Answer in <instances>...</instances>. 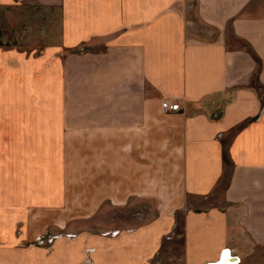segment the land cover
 Returning <instances> with one entry per match:
<instances>
[{"label": "crops", "instance_id": "obj_1", "mask_svg": "<svg viewBox=\"0 0 264 264\" xmlns=\"http://www.w3.org/2000/svg\"><path fill=\"white\" fill-rule=\"evenodd\" d=\"M0 17V264H78L86 244L95 264H168L176 229L179 264H264V0H0ZM155 176L175 177L157 216L106 219L155 207ZM61 229L78 241L33 243Z\"/></svg>", "mask_w": 264, "mask_h": 264}, {"label": "rangeland", "instance_id": "obj_2", "mask_svg": "<svg viewBox=\"0 0 264 264\" xmlns=\"http://www.w3.org/2000/svg\"><path fill=\"white\" fill-rule=\"evenodd\" d=\"M1 19V17H0ZM3 29V27H0ZM18 29H16L14 32H16V34L18 33L17 31ZM14 32H13V35H14ZM232 41H233V44L234 45H238L240 46L242 44V41L241 40H238V39H234L232 38ZM174 178L175 177H167V176H155L154 177V183L153 181L151 182V187L154 188V192L155 193V207L152 206L151 204H148L147 202H144L142 200V198L140 199H136V202H134V206H132L131 208H128V209H120V208H109L108 210L106 209L105 210V214H106V219L111 221V222H120L122 220H125L126 222L128 220H130L131 216L132 215H136L138 217H145V221L151 217V216H157L158 215V208L156 206L158 200L160 199L159 198V195H160V192L163 191V189H170L174 187ZM142 183V181H140V184ZM223 184V182H222ZM145 185V183H144ZM221 187V186H220ZM169 192L170 193V196H169V199L172 201L174 199H177L178 196L175 195L174 190H172ZM145 194V193H144ZM73 196H74V199H75V207H71V208H75L74 211L75 213H80L82 212V203H83V193L82 192H75L73 193ZM172 208L170 207H166L165 210L166 211H170ZM64 216L65 215V212H62ZM176 214V217H177V220H178V210L176 212H174ZM171 214H173L171 212ZM140 221H141V218H140ZM97 229H91L92 231L91 232H96L97 234L101 235V236H109V237H115L116 235L119 234L120 232V229L118 228H111L109 230H102V229H98V227H96ZM102 230V231H100ZM113 230H117V233L115 235H112V232ZM129 230H132V229H128ZM45 233V232H44ZM43 233V234H44ZM60 234H62V237L58 238V239H62L66 242H69V241H73L74 239H76L78 237V234L77 232H73V231H67L66 229H61L59 231ZM69 233H72L74 234V239H69L66 237V234H69ZM175 234H172V236H166L164 238H166L167 240L169 238H173L171 242L167 243L165 248L163 249V253H164V257H163V260H165L168 264H179V255H180V251H181V239L178 238V231L177 229L175 230ZM51 234V233H50ZM54 234H58V233H54ZM91 234V233H90ZM89 234H87L86 237H88ZM56 239V240H58ZM54 240V242L56 241ZM76 241H78L76 239ZM53 242V243H54ZM53 243L49 244V243H46V244H43V245H38V246H46V247H50ZM37 245V244H36ZM85 246L87 247H91L92 249H94L92 246L90 245H83L82 247V256H81V259L79 260L78 264H82L84 262V259H85V254H84V248ZM94 251V250H93ZM158 256V254H157ZM160 262H162V259L159 255V257L157 259L154 258V261L152 264H160ZM60 263L62 264H67L66 263V259L64 258L63 260L60 259ZM95 264V263H94ZM164 264V263H163Z\"/></svg>", "mask_w": 264, "mask_h": 264}, {"label": "built area", "instance_id": "obj_3", "mask_svg": "<svg viewBox=\"0 0 264 264\" xmlns=\"http://www.w3.org/2000/svg\"><path fill=\"white\" fill-rule=\"evenodd\" d=\"M161 108L163 111H176L179 110V104L175 101H171L169 99H162L161 100ZM264 110V101L261 107V111ZM112 235H115L117 233V230H113L111 231ZM62 237V234L58 233V234H50V233H41L35 236V239L33 241L34 244L37 245H43L46 243H53L54 240L58 239ZM66 237L69 239H74V234L69 233L66 234ZM76 238V237H75ZM94 249H92L91 247H86L85 248V259L84 262L82 264H94V260L92 258V252ZM241 258L240 256L232 253L231 249L229 248H223L217 259L212 260V261H207L204 262L203 264H238L240 262Z\"/></svg>", "mask_w": 264, "mask_h": 264}, {"label": "trees", "instance_id": "obj_4", "mask_svg": "<svg viewBox=\"0 0 264 264\" xmlns=\"http://www.w3.org/2000/svg\"><path fill=\"white\" fill-rule=\"evenodd\" d=\"M252 56H253V58L256 61V69H255V72H254V77H256V73L258 72V68H259V65H260V60L253 53H252Z\"/></svg>", "mask_w": 264, "mask_h": 264}, {"label": "bare ground", "instance_id": "obj_5", "mask_svg": "<svg viewBox=\"0 0 264 264\" xmlns=\"http://www.w3.org/2000/svg\"><path fill=\"white\" fill-rule=\"evenodd\" d=\"M170 100V99H169ZM179 104V103H178ZM180 110V109H179ZM176 111H178V110H176ZM93 253V252H92Z\"/></svg>", "mask_w": 264, "mask_h": 264}]
</instances>
